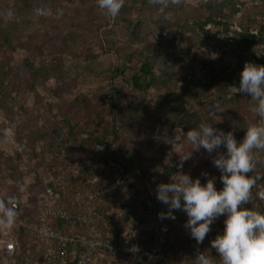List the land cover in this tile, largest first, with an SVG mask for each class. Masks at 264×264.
Wrapping results in <instances>:
<instances>
[{
    "label": "rangeland",
    "instance_id": "374dc122",
    "mask_svg": "<svg viewBox=\"0 0 264 264\" xmlns=\"http://www.w3.org/2000/svg\"><path fill=\"white\" fill-rule=\"evenodd\" d=\"M232 1L124 0L113 17L97 0H0V203L18 200L21 213L33 218L45 187L60 177L69 185L56 190L59 201L88 211L97 183V215L108 220L99 225L102 237L132 245L133 234L144 241L161 233L175 264H197L205 250L221 264L211 240L223 231L224 217L199 244L182 210L157 230L150 188L169 166L174 176L183 171L202 183L214 176L218 188L212 158L226 149H193L187 131L206 122L240 140L261 120L250 95L229 88L239 86L245 63L264 65V45L239 58L203 31L208 14L230 20ZM140 62H150L157 75L149 87L129 81ZM111 149L132 152L134 169L125 174ZM253 152L249 174L257 182L245 206L264 211V149ZM16 237L17 252L0 249V264H42L35 235ZM91 264L158 263L103 254Z\"/></svg>",
    "mask_w": 264,
    "mask_h": 264
},
{
    "label": "clouds",
    "instance_id": "9594fccd",
    "mask_svg": "<svg viewBox=\"0 0 264 264\" xmlns=\"http://www.w3.org/2000/svg\"><path fill=\"white\" fill-rule=\"evenodd\" d=\"M101 9L116 17L124 5V0H97ZM234 94L240 92L250 95L256 103L252 111L261 120L249 124L242 139L237 140L234 132L217 129L213 124L201 122L198 127L190 128L187 139L195 145L193 149H205L209 154L220 151L212 158L219 169L223 187H216V177L208 178L205 183L200 178L193 179L190 174L177 171L170 182H162L156 187L157 199L167 205V211L158 215L161 219H176L175 211L182 210L187 215L185 228L199 244L203 243L211 231V225L221 216L224 217L223 231L211 240V246L219 254L221 264H264V211L246 207L251 190L257 177L249 173L255 167L254 149H264V65L247 62L240 73L239 86H230ZM102 145L98 149L102 150ZM190 153L181 158L177 168ZM264 199V193L261 194ZM7 224L12 225L13 208L0 203ZM197 264H215L208 252L200 251L195 257Z\"/></svg>",
    "mask_w": 264,
    "mask_h": 264
},
{
    "label": "built area",
    "instance_id": "2783aa9c",
    "mask_svg": "<svg viewBox=\"0 0 264 264\" xmlns=\"http://www.w3.org/2000/svg\"><path fill=\"white\" fill-rule=\"evenodd\" d=\"M263 0H249L246 6L259 7ZM241 16L237 11L236 19ZM206 27H211L207 24ZM249 34L264 39V13L256 16V23L246 30ZM243 32L242 26L234 21L227 27L217 26L213 28L215 40L220 45L229 46L239 38ZM98 149V145H96ZM171 178L162 182H170ZM150 188L152 199H157L156 187ZM59 177L48 184L38 201L33 218L27 219L19 211H14V219L11 226L7 224L6 216L0 212V249L6 256H12L18 250L17 234L32 233L35 235L42 255V264H91L98 255L108 254L115 256H132L141 262H155L158 264H175L172 254L165 247L164 235L158 233L152 239L139 241L133 234L132 245L127 240L115 241L102 237L99 225L105 227L108 220L99 219V216L91 211L72 210L58 199L57 189L68 187ZM91 197V196H90ZM154 216L165 211L167 205L160 206L154 203ZM10 208V207H9ZM153 224L148 226L152 229Z\"/></svg>",
    "mask_w": 264,
    "mask_h": 264
},
{
    "label": "trees",
    "instance_id": "16d2710c",
    "mask_svg": "<svg viewBox=\"0 0 264 264\" xmlns=\"http://www.w3.org/2000/svg\"><path fill=\"white\" fill-rule=\"evenodd\" d=\"M249 0H233L232 5H231V17L230 20H225V22H215L214 21V16L212 14H208L204 20L205 24V30H202L206 33V37H211L214 38V33H213V25L216 26H221V27H227L228 24L237 21L243 29V32L240 33L239 38L236 39L231 45L226 46V45H219L222 48L230 50L231 48H234V50L237 51V57H242L244 55H249L252 54L256 48L257 44H262L264 45V39L259 37V36H254L249 34L246 30L250 25H254L256 23V16L261 15L264 13V0L263 3L260 4L259 7H255L254 5H249L246 6L245 3L248 2ZM237 11H241V16L236 19V13ZM212 23V24H211ZM207 24H211V27H206ZM130 27V26H128ZM210 32V33H209ZM208 65H210V61L207 62ZM215 74V72H213ZM213 77H216V75H213ZM157 80V75L154 73L153 66L150 62H140V66L137 69L135 73L130 77L129 81L135 86L139 87L142 84H145L146 87H149L150 85L154 84V82ZM136 152V149L134 150V153ZM95 155H98L97 153ZM136 155V154H135ZM107 155L105 154L104 157ZM110 159L115 162V164L118 165L119 168H121L122 171L126 173H129L132 169H134V160L135 156L132 152L124 150V149H111L110 151ZM97 161L93 160V163ZM175 169L172 167H167L164 169L161 173L163 175L162 181L164 179L171 178V176H174ZM67 180H69L67 178ZM223 184L222 181L220 180V185L218 186L219 188H222ZM70 189H74L73 186ZM100 188H98L97 183L94 184V188L91 189L90 194H94L93 199H89V201L92 203L90 205V210L98 214V208L99 205L98 200V192H100ZM68 194L66 193V199L68 198ZM93 197V196H92ZM72 196L70 195V200ZM90 198V196H89ZM65 200V197L63 198ZM63 202V201H62ZM64 203V202H63ZM156 205L160 206L162 205V202L158 199H156ZM10 207V205H9ZM144 208V207H143ZM167 210V206L165 208V211ZM21 213V211H20ZM22 214V213H21ZM24 215V214H23ZM164 222V219H161L160 217L157 218V230L162 229V224ZM154 234V233H150Z\"/></svg>",
    "mask_w": 264,
    "mask_h": 264
},
{
    "label": "water",
    "instance_id": "95a60500",
    "mask_svg": "<svg viewBox=\"0 0 264 264\" xmlns=\"http://www.w3.org/2000/svg\"><path fill=\"white\" fill-rule=\"evenodd\" d=\"M20 202L18 200H14L10 202V208H13L14 211H19Z\"/></svg>",
    "mask_w": 264,
    "mask_h": 264
}]
</instances>
